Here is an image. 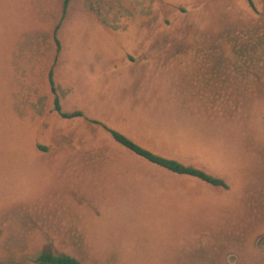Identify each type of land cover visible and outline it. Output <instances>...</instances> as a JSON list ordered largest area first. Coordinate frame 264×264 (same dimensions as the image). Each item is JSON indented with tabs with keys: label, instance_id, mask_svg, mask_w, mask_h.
I'll list each match as a JSON object with an SVG mask.
<instances>
[{
	"label": "rangeland",
	"instance_id": "rangeland-1",
	"mask_svg": "<svg viewBox=\"0 0 264 264\" xmlns=\"http://www.w3.org/2000/svg\"><path fill=\"white\" fill-rule=\"evenodd\" d=\"M62 1L0 0V264H264V0Z\"/></svg>",
	"mask_w": 264,
	"mask_h": 264
},
{
	"label": "trees",
	"instance_id": "trees-1",
	"mask_svg": "<svg viewBox=\"0 0 264 264\" xmlns=\"http://www.w3.org/2000/svg\"><path fill=\"white\" fill-rule=\"evenodd\" d=\"M69 1L70 0L62 1L60 18L64 16L65 9ZM246 1H247V4L251 6L250 0H246ZM57 28H58L57 26L54 28V32L57 30ZM52 40L55 45V52L57 53L59 44L57 42V39L54 33L52 36ZM47 82L49 85L50 92L53 95V100H52L53 111L58 117H60L61 119H66V120L83 117L82 113L78 110L72 111L70 113H64L61 111L59 103H58V97L55 94V87L52 82L51 71L48 72ZM88 122L99 125L104 131L108 133V135L110 136L111 140L114 143H116L117 145H119L120 147L128 151L129 153L133 154L134 156L144 160L145 162L155 167H158L160 169H163L175 175L186 176V177L196 179L212 187H219L222 189L226 188L225 183L219 178L210 176L198 169H195L189 166H184L175 160L164 158L156 154H153L150 151L137 145L136 143H134L133 141L125 137L123 134L117 131L108 129L96 121L88 120ZM33 263L34 264H80L77 260L69 256L53 255L49 252H41L40 254H38L33 260Z\"/></svg>",
	"mask_w": 264,
	"mask_h": 264
}]
</instances>
